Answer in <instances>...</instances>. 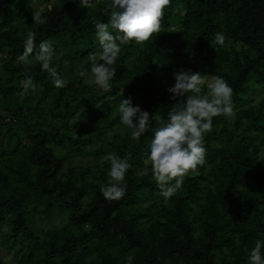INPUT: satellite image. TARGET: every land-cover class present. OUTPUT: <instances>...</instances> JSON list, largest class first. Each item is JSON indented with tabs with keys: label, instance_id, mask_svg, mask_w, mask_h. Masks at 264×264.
<instances>
[{
	"label": "trees",
	"instance_id": "1",
	"mask_svg": "<svg viewBox=\"0 0 264 264\" xmlns=\"http://www.w3.org/2000/svg\"><path fill=\"white\" fill-rule=\"evenodd\" d=\"M33 1L0 0V251L9 257L0 253V264H129V255L131 264H249L264 238V0H171L161 33L121 46L109 91L80 73L89 75V54L99 50L94 22H108L111 0L89 10L80 0H40L42 10ZM36 10L45 24L33 23ZM28 31L37 48L52 44L66 86L57 88L34 54L28 66L18 61ZM181 70L226 80L234 110L213 119L204 165L165 200L151 166L139 174L155 123L133 140L118 105L130 98L166 120L191 95L168 92ZM27 77L36 88L24 92ZM129 152L126 193L108 200L103 157ZM78 156L97 164L82 166Z\"/></svg>",
	"mask_w": 264,
	"mask_h": 264
},
{
	"label": "clouds",
	"instance_id": "2",
	"mask_svg": "<svg viewBox=\"0 0 264 264\" xmlns=\"http://www.w3.org/2000/svg\"><path fill=\"white\" fill-rule=\"evenodd\" d=\"M171 0H111L104 8L108 22L96 21V38L99 50L89 54L91 61L90 78L86 84H95L103 91L110 90V82L116 78L115 64L122 51L121 46L130 42L142 45L149 41L154 34L163 31L164 10L170 6ZM80 6L93 9L97 6L94 0H80ZM33 23L42 25L47 22L42 12L36 10L32 14ZM223 33L215 34V43H225ZM34 54L42 70L49 73L57 88L66 86L52 61L55 50L51 43L43 41L36 47L35 33L28 31L24 40V50L18 56V61L28 66L29 59ZM103 61V63H101ZM80 75L88 76L81 72ZM175 84L168 89L173 100L184 97V103H175L168 112L165 120L159 114H150L140 106H133L132 100L122 99L118 105L120 123L131 129V138L139 140L152 127L153 138L149 144V153L144 161L146 167L139 171L140 175L148 174L147 165L151 166L152 175L165 200L170 199L183 186L184 178L189 172L204 165L206 148L205 134L213 127V119L218 116L233 115L234 91L220 76L206 79L199 72L191 70L174 73ZM23 91L36 85L31 77L23 81ZM205 87L207 91L205 92ZM23 95V92L21 93ZM132 154L129 152L123 158L115 153L103 157L110 162L106 184L101 185L100 191L108 200H119L126 193V173L132 167L129 163ZM175 181V183H172ZM264 237V233L260 234ZM264 238L256 239L250 250L249 264H264ZM131 264L133 257L126 258Z\"/></svg>",
	"mask_w": 264,
	"mask_h": 264
},
{
	"label": "rangeland",
	"instance_id": "3",
	"mask_svg": "<svg viewBox=\"0 0 264 264\" xmlns=\"http://www.w3.org/2000/svg\"><path fill=\"white\" fill-rule=\"evenodd\" d=\"M54 1H56V0H52V2H54ZM32 4L35 5V6H37L40 10H42V9L46 6V4L42 3L40 0H34ZM88 78H90V72H89ZM252 96H253V101H254V102H258V101L260 100V98L262 97V94H253ZM34 103H35V102H34ZM232 116H233V115L228 116V118H229V119H232ZM115 128H119V124H118V123L116 124ZM122 130H123V129H122ZM260 150H261V151H260L261 154L264 156V145L261 146ZM76 159H77V161H78L82 166H87V164H90V165H96V164H97V161L94 160V159L91 158V157H81V156H78V157H76ZM57 221H59V220H57ZM58 224H59V223H56V222L53 223L52 225H51V224L44 223V224H42V226H44V227H51V226H53V225H58ZM0 253H1L2 255H5V257H6L7 259H9V257L7 256L8 254H7L5 251H0Z\"/></svg>",
	"mask_w": 264,
	"mask_h": 264
}]
</instances>
